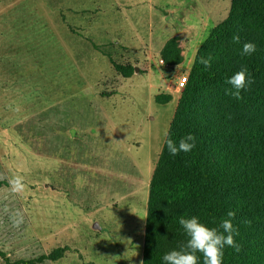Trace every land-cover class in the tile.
I'll list each match as a JSON object with an SVG mask.
<instances>
[{"label": "rangeland", "instance_id": "1", "mask_svg": "<svg viewBox=\"0 0 264 264\" xmlns=\"http://www.w3.org/2000/svg\"><path fill=\"white\" fill-rule=\"evenodd\" d=\"M230 7L0 0V251L11 262L68 246L79 255L53 264H141L150 180L181 93L174 84ZM176 35L182 67L161 66L153 38ZM131 60L138 71L123 78L114 63ZM159 94L172 99L159 104ZM17 175L21 192L9 184Z\"/></svg>", "mask_w": 264, "mask_h": 264}, {"label": "trees", "instance_id": "2", "mask_svg": "<svg viewBox=\"0 0 264 264\" xmlns=\"http://www.w3.org/2000/svg\"><path fill=\"white\" fill-rule=\"evenodd\" d=\"M239 35L235 43L233 36ZM256 51L241 55L243 44ZM212 56L207 70L200 57ZM166 66L184 58L179 38L169 39L160 53ZM241 67L254 83L237 100L227 94L225 81ZM114 68L123 78L135 72L132 64ZM159 104L171 95L156 96ZM196 147L171 156L165 141L149 185L144 231L143 264H164V254L179 250L187 236L178 223L181 216H197L209 227H218L227 211L234 210V237L240 251L225 247L223 264H264V0H231L228 16L209 33L197 50L180 93L166 139L178 141L187 134ZM0 180V188L6 186ZM68 247H58L37 257L5 264H53L64 258ZM203 264V257H200Z\"/></svg>", "mask_w": 264, "mask_h": 264}, {"label": "clouds", "instance_id": "3", "mask_svg": "<svg viewBox=\"0 0 264 264\" xmlns=\"http://www.w3.org/2000/svg\"><path fill=\"white\" fill-rule=\"evenodd\" d=\"M235 43L240 42L239 35L233 36ZM256 51V45L251 42L243 44L241 55L251 54ZM212 56L200 57L199 63L207 70L211 67ZM254 79L249 78L246 68L241 67L239 71L228 78L225 83L231 87L226 89L227 94L239 100L242 98L241 92L246 85L254 83ZM164 136H169L168 130L164 131ZM167 149L171 156L179 155L181 152H191L196 147V137L189 133L178 141L166 139ZM2 178V177H0ZM12 190L21 192L24 190L22 176H14L9 180ZM134 213V212H133ZM236 212L229 210L221 218L218 227H209L201 222L197 216H181L178 220L179 225L187 236L186 244L179 250H172L163 256L164 264H200V257H203V264H223L225 247L234 248L236 252L240 251L234 239L239 235L238 228L234 225ZM143 264V262H141Z\"/></svg>", "mask_w": 264, "mask_h": 264}, {"label": "crops", "instance_id": "4", "mask_svg": "<svg viewBox=\"0 0 264 264\" xmlns=\"http://www.w3.org/2000/svg\"><path fill=\"white\" fill-rule=\"evenodd\" d=\"M173 37H177V38H179V42H181V37L179 36V35H176V36H173ZM173 37H170V38H173ZM159 40V41H158ZM169 40V38L166 40V41H163V40H161V37H159L158 38V36L155 38H153V47H154V52H153V54H151V57H153V55L155 54H157L156 56H160V53H161V51H162V49H163V47L165 46V44H166V42ZM120 42V41H119ZM180 47H182V44L180 43ZM118 48H119V50L121 51V50H123L124 52H129L130 51V49H129V46L124 42V44H122V42H120L119 43V45H118ZM182 55L184 56L185 55V52H184V50L182 51ZM128 58H130V56H129V54H128ZM154 58V57H153ZM153 58H151V60L153 59ZM185 58V57H184ZM133 61L134 60H140V61H144L145 62V60H143V59H132ZM131 60V64L133 63V61ZM183 62H184V60H183ZM183 62L180 64V65H178V66H173V67H170L171 69H173V68H178V67H182V64H183ZM146 64H147V62H146ZM134 65V64H133ZM135 66V65H134ZM190 70V69H189ZM135 71L137 72L138 71V68L135 66ZM188 73H189V71H188ZM162 75L164 76V72H162ZM32 163V162H31ZM32 170V168L29 170V171H31ZM47 219H48V216H47ZM51 220V219H50ZM52 221V220H51ZM68 247V246H67ZM70 247H68V250H70V251H74L76 254H78V249H76V248H74V249H69ZM66 255H67V253H66ZM66 255H65V257H66ZM79 255V254H78ZM64 257V258H65ZM78 258V257H77ZM63 259V258H62ZM82 258L79 256V258H78V260H81ZM61 260V259H60Z\"/></svg>", "mask_w": 264, "mask_h": 264}, {"label": "built area", "instance_id": "5", "mask_svg": "<svg viewBox=\"0 0 264 264\" xmlns=\"http://www.w3.org/2000/svg\"><path fill=\"white\" fill-rule=\"evenodd\" d=\"M158 62L161 66L165 65L164 61L161 58L158 60ZM187 81H188V73L184 74V76L177 77V80L174 84V88L176 89V91L182 92L183 89L185 88Z\"/></svg>", "mask_w": 264, "mask_h": 264}]
</instances>
